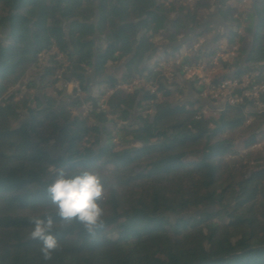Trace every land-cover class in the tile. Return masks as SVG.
Returning a JSON list of instances; mask_svg holds the SVG:
<instances>
[{"label": "trees", "instance_id": "trees-1", "mask_svg": "<svg viewBox=\"0 0 264 264\" xmlns=\"http://www.w3.org/2000/svg\"><path fill=\"white\" fill-rule=\"evenodd\" d=\"M215 7V0H0V232L33 229V217L52 213L59 245L45 260L39 240L14 238L1 243L0 264H264V166L235 174L223 165L238 155L225 134L252 128L240 151L264 142V131L257 133L264 97L256 105L193 103L150 114L157 97L179 95L163 77L168 58L153 59L164 55L162 35L178 45L170 49L169 81L178 75L190 83L182 68L209 65L218 53L201 49ZM217 7L229 30L220 36L225 49L216 71L246 78L250 88L264 75V0H219ZM172 14L198 35L179 45L182 22L165 33ZM241 26L233 57L230 39ZM30 71L35 81L16 94ZM135 81L154 86L155 96L130 88ZM68 83L79 97L66 92ZM20 115L29 119L22 127ZM35 116L57 123L67 159H51L32 142ZM174 116L184 119L164 124ZM61 168L102 178L104 225L94 235L54 215L46 187Z\"/></svg>", "mask_w": 264, "mask_h": 264}, {"label": "rangeland", "instance_id": "rangeland-1", "mask_svg": "<svg viewBox=\"0 0 264 264\" xmlns=\"http://www.w3.org/2000/svg\"><path fill=\"white\" fill-rule=\"evenodd\" d=\"M163 1V0H161ZM219 0H215V6H216V11H218V4ZM181 7H183V5H180ZM246 10H249L250 8L248 6L245 7ZM199 14L206 16L207 12L206 11H201ZM202 16V17H203ZM209 21H213V25L216 26V24H218L216 20V18L214 17V19H208ZM207 20V21H208ZM245 26L247 25L246 22H244ZM227 29L222 31L223 34H221L222 36L228 33L229 28L226 27ZM209 30H211L209 28ZM243 30L244 27L241 26L237 32L231 36L230 39V46L233 48H236L237 44H238V39L242 36L243 34ZM220 30L217 32L218 33H222ZM181 35L183 34L182 30H180ZM188 35H190L189 33H187ZM0 36L1 37H5L6 36V31L4 29H1V25H0ZM161 37V36H160ZM165 37L164 35H162L161 37V48L163 50H168L170 48V44L165 42ZM221 40H219L220 42ZM222 43V47L225 49V46ZM159 44V43H158ZM159 44V45H160ZM197 49H199V47H197ZM196 49V51H197ZM232 49V48H231ZM223 52V51H222ZM162 54H157L153 59L155 60H159L161 57L163 58H175L176 54L174 52H172L171 50L167 51V53H163ZM153 59L150 60V63L153 62ZM149 63V64H150ZM170 63H168L167 65L165 64V66H163L164 70H170ZM121 68L123 69V66H121ZM222 73L218 72L216 73L215 71H211L208 69H204L202 70V76L204 78V80L209 83L210 80H214L216 78H220ZM224 75V74H223ZM223 75L221 76V78H223ZM35 81V79L32 77V72H28V74H26L24 76V78L22 79V81L20 82L19 86L14 90V92L19 93L22 90V87L29 84V83H33ZM182 79L179 78V76H176V80L175 82L171 80L169 82H167L168 84H171V87H168V90H171L172 92H179V95H174L172 99H170L169 101L166 100H162L160 99V97H157L155 101H152L150 103V114L152 115L151 118L153 116H155L156 114H163L167 109H176L177 111H180L182 106L185 104H193L195 103V105H199L198 101H193L190 98L191 95H194L191 91L190 88V84H192L193 81H187L189 86V90H187L185 88V86L182 84ZM21 88V89H20ZM20 90V91H19ZM191 93V95L189 96V92ZM30 92V91H29ZM28 92V93H29ZM150 96H155L154 95H150ZM188 96V97H187ZM198 96V95H197ZM200 97V95L198 96ZM33 98L34 99H39L41 100V96L37 93H33ZM201 99V98H200ZM202 100V99H201ZM204 103L206 104L205 107H208L210 104V102H212L213 105H218L221 102L220 101H210L209 99L203 100ZM208 101V102H206ZM209 104V105H208ZM212 105V106H213ZM203 106V108H205ZM134 115L135 113L132 114L131 116V122L134 121ZM150 118V119H151ZM184 119V118H183ZM182 117H173L170 119H167L164 124H176L178 122H181ZM150 121V120H149ZM148 120L145 121V125L148 124L149 122ZM29 123V119L27 117H25L24 115H20V118L18 120V127H22L26 124ZM32 124L35 126V129L33 130L31 137L32 142L34 143H40V145L42 146L44 152L51 158V159H58V158H63V159H67L66 158V150L61 146L60 139L56 133V128H57V123L54 122L51 118L48 121H44V119L39 118L38 116L33 117L32 119ZM249 124V122L247 123V125ZM252 128L250 127H246L240 130H236L233 133H229V134H225L224 135V139L229 141V143L232 145V147L236 150H238V155L236 158L233 159H228L226 160V162H224V167L227 168L228 167H233V170L235 174H244L248 171H251L253 168L257 167V166H264V142H260L255 146L249 147L243 151H240L243 147H245V145L247 143H249L248 141V136L251 134ZM264 131V128H261L257 133H261ZM119 137V136H118ZM257 140L259 139L258 137H256ZM261 138V136H260ZM101 146H103L104 142L102 141ZM115 144V143H113ZM86 148V147H85ZM90 149V147H89ZM4 148L2 146H0V155L3 153ZM91 150V149H90ZM0 164H1V159H0ZM33 229H23V230H12V231H2L0 232V245H2L1 243H5L8 242L9 240H12L14 238H19V239H30L32 238L31 236V232Z\"/></svg>", "mask_w": 264, "mask_h": 264}, {"label": "clouds", "instance_id": "clouds-1", "mask_svg": "<svg viewBox=\"0 0 264 264\" xmlns=\"http://www.w3.org/2000/svg\"><path fill=\"white\" fill-rule=\"evenodd\" d=\"M46 193L54 206V215L64 224L76 221L90 235L103 227L104 208L101 204L105 187L98 173L83 170L67 175L64 169H58L52 182L47 185ZM32 223L31 236L41 242L40 252L45 260H49L59 246L52 234L55 228L53 214L43 218L33 217Z\"/></svg>", "mask_w": 264, "mask_h": 264}, {"label": "built area", "instance_id": "built-area-1", "mask_svg": "<svg viewBox=\"0 0 264 264\" xmlns=\"http://www.w3.org/2000/svg\"><path fill=\"white\" fill-rule=\"evenodd\" d=\"M223 53L221 49H219L218 54ZM235 48L231 49V52L229 53L230 56L235 55ZM220 59L218 56H214L211 63L209 65H194L192 67H183L182 72L186 74L190 81H193L192 83L196 86L197 91L199 92L200 98L202 100L209 99L210 101H220L225 102L229 106H235L239 103L245 101V100H252L254 104L258 101L259 96L264 97V75L262 76L259 83L254 84L250 86L246 78L240 79V80H227L223 78H216L214 80H210L209 83H207L203 76H202V70H211L215 71L217 67V61ZM62 72L59 74L61 76ZM169 75L170 70H165V73L163 74V77L168 82L169 81ZM139 87V84H132L130 88ZM65 89L73 91L75 97L79 96V89L77 85H70L66 84ZM145 90L149 95L155 94V88L154 86H151L150 84L145 85ZM256 105V104H255ZM259 108H264V106L259 105ZM202 114H205L203 112Z\"/></svg>", "mask_w": 264, "mask_h": 264}, {"label": "crops", "instance_id": "crops-1", "mask_svg": "<svg viewBox=\"0 0 264 264\" xmlns=\"http://www.w3.org/2000/svg\"><path fill=\"white\" fill-rule=\"evenodd\" d=\"M216 8V7H215ZM217 9V8H216ZM215 10V9H214ZM213 14H214V12H213ZM215 18H218L217 17V15H213ZM214 17H213V19H214ZM180 21V22H183L182 21V18H181V16H179V15H177V14H172V15H170V16H166L165 17V19H164V28H165V33L166 34H169V35H173L174 33H175V29L172 27V24H174L176 21ZM215 21H217V19L215 20ZM207 22V24H209L210 25V29L211 30H209L208 29V31L211 33L210 34V37L208 38V41L206 42V44L201 48L203 51H211V50H215V49H217L218 51H219V49H221V50H224V48L222 47V43L221 42H223L222 41V39H221V37L220 36H222L221 34H223V32L222 31H224V30H226L227 28V26H224V25H219V23L218 24H216V26H212V24H213V21L211 20V21H206ZM183 24V23H182ZM183 27H184V25H183ZM221 31L222 33H218L217 34V32L218 31ZM180 32V31H179ZM182 32H183V34L181 35V33H179L181 36H185V38L180 42V44L179 45H181V44H185V43H187V42H190V40L189 41H187L186 39H188V38H191V33H190V35H188L187 33H186V28L184 27L183 29H182ZM219 40H221L220 42H219ZM178 45H173V46H170V48L168 49V50H163L162 48V52H165V53H167V51H169L170 49H172L173 47H177ZM216 56H218V57H220V58H222V56H223V54L222 53H220L219 52V54L217 53L216 54ZM168 61H169V63H171V61H172V58H169L168 59ZM215 70V72L216 73H218L217 71H216V69H214ZM139 84V87H137V88H142L145 92H146V90H145V85H148V84H146L144 81H135L133 84ZM186 82H183L182 81V84L185 86V88L187 89V86H188V84H185ZM68 84H70V85H75V84H73V83H68ZM66 92L67 93H71V90H69V89H67L66 90ZM189 92V91H188ZM191 95V93L189 92V96ZM79 96H80V94H79ZM78 96V97H79ZM188 97V96H187ZM191 99H192V102L194 101H197V100H195L193 97H192V95H191V97H190ZM198 103L200 104V106L201 107H205L206 106V104L204 103V102H201V101H198ZM83 110H84V113H86V112H88V110L86 109V108H83Z\"/></svg>", "mask_w": 264, "mask_h": 264}, {"label": "water", "instance_id": "water-1", "mask_svg": "<svg viewBox=\"0 0 264 264\" xmlns=\"http://www.w3.org/2000/svg\"><path fill=\"white\" fill-rule=\"evenodd\" d=\"M214 15H217L216 8H215V10H214ZM216 19H217V22L219 23V25H222L221 22L219 21V19H218V18H216ZM204 25H205V24H204ZM184 27H185V25H184ZM255 27H256V26H254V28H253V32H254V30H255ZM185 28H186V27H185ZM194 36H196V35L191 34V37H194ZM96 38H97V36H95V40H96ZM186 40H187V41H189V40L191 41V38H188V39H186ZM145 61H146V60L143 61L142 67H143L144 64H145Z\"/></svg>", "mask_w": 264, "mask_h": 264}, {"label": "flooded vegetation", "instance_id": "flooded-vegetation-1", "mask_svg": "<svg viewBox=\"0 0 264 264\" xmlns=\"http://www.w3.org/2000/svg\"><path fill=\"white\" fill-rule=\"evenodd\" d=\"M183 23V22H182ZM183 25H184V23H183ZM212 26H214L213 24H212ZM191 34H194V35H198V33H191ZM196 36H194V37H191V39H193V38H195ZM190 88H189V86H187V90H189Z\"/></svg>", "mask_w": 264, "mask_h": 264}]
</instances>
